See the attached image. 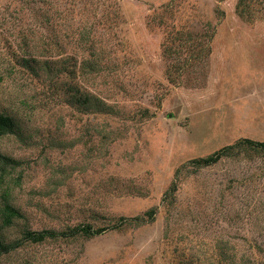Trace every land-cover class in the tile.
<instances>
[{"label":"rangeland","instance_id":"374dc122","mask_svg":"<svg viewBox=\"0 0 264 264\" xmlns=\"http://www.w3.org/2000/svg\"><path fill=\"white\" fill-rule=\"evenodd\" d=\"M0 114V264H264V0H0Z\"/></svg>","mask_w":264,"mask_h":264},{"label":"trees","instance_id":"16d2710c","mask_svg":"<svg viewBox=\"0 0 264 264\" xmlns=\"http://www.w3.org/2000/svg\"><path fill=\"white\" fill-rule=\"evenodd\" d=\"M14 131V122L10 117L4 116L0 114V138L12 133ZM236 147H241L246 151L252 150L255 152H264V142H255L248 139H243L239 141ZM234 147H226L221 149L220 151L210 155L207 158H203L198 160V163L205 166H210L212 164H216L219 162L222 157L229 155V152ZM20 162L15 161L14 159L3 156L0 154V188H3V194L1 195L2 202L0 203V216L2 217L3 224L2 227H10L14 224L15 219L20 218V212L11 205L10 203V187L9 180L11 175L19 168ZM126 222V221H125ZM81 231L87 236H92L91 229H81ZM49 233L42 232H27L25 238L34 243L43 242ZM14 248V245H7L2 241L0 237V253L9 252Z\"/></svg>","mask_w":264,"mask_h":264}]
</instances>
